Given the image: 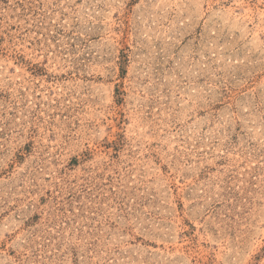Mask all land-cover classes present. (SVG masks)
<instances>
[{"label": "rangeland", "instance_id": "374dc122", "mask_svg": "<svg viewBox=\"0 0 264 264\" xmlns=\"http://www.w3.org/2000/svg\"><path fill=\"white\" fill-rule=\"evenodd\" d=\"M0 264H264V0H0Z\"/></svg>", "mask_w": 264, "mask_h": 264}]
</instances>
